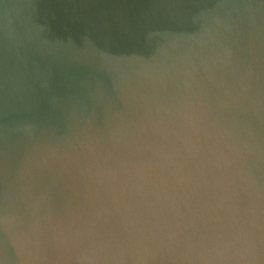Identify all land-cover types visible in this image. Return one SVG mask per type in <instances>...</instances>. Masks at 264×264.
Listing matches in <instances>:
<instances>
[{
    "label": "clouds",
    "instance_id": "obj_1",
    "mask_svg": "<svg viewBox=\"0 0 264 264\" xmlns=\"http://www.w3.org/2000/svg\"><path fill=\"white\" fill-rule=\"evenodd\" d=\"M191 3L136 0L77 91L51 65L23 70L58 13L0 0V139L17 149H0V264H264V0H204L198 25ZM59 14L96 15L83 0ZM153 27L181 38L154 49ZM56 92L59 139L42 103Z\"/></svg>",
    "mask_w": 264,
    "mask_h": 264
},
{
    "label": "water",
    "instance_id": "obj_2",
    "mask_svg": "<svg viewBox=\"0 0 264 264\" xmlns=\"http://www.w3.org/2000/svg\"><path fill=\"white\" fill-rule=\"evenodd\" d=\"M95 13L92 23L88 26L83 25L72 17L60 15L66 0H47L52 10L58 13L57 20L48 24L35 37L30 48L39 49L42 55H29L27 57V68L23 69L26 73H34L49 65L55 67L62 74V79L71 82L79 79L75 90H81L84 87L82 80V69L92 63H99L104 57L116 53L119 49L116 47L115 37L123 31L133 20L128 15L135 10L136 0H83ZM204 0H192L190 5L193 17L197 25L200 22L201 13L206 14L208 9L197 7ZM218 3L220 0H212ZM259 4L260 0H254ZM219 11V10H218ZM35 23H42L36 20ZM112 35L113 41L106 44L99 39L100 35ZM180 39L173 37L164 29L159 27L149 28L142 32L141 39L145 44L156 48L166 47L170 40ZM250 41L247 37L242 40V45H247ZM258 54H264V41L256 39L254 41ZM108 80L107 77H105ZM110 83V81H109ZM53 96L56 97V103L53 104ZM67 100L63 92L50 93L42 99V103L53 112V119L49 122V135L54 139H59L69 131L68 122L63 114L59 112V105ZM4 122H9L5 117ZM0 149L7 153L6 159L11 161L15 156L17 149L14 147V140L10 133L0 139ZM7 165H5V168ZM5 174L0 171V189ZM11 179V174L8 175ZM57 204H60V197H57Z\"/></svg>",
    "mask_w": 264,
    "mask_h": 264
}]
</instances>
